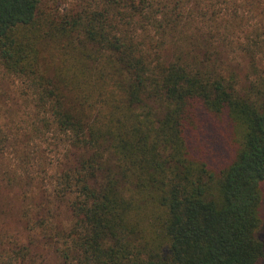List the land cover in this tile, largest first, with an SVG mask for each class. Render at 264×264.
<instances>
[{
	"label": "trees",
	"instance_id": "trees-1",
	"mask_svg": "<svg viewBox=\"0 0 264 264\" xmlns=\"http://www.w3.org/2000/svg\"><path fill=\"white\" fill-rule=\"evenodd\" d=\"M189 2L85 0L40 19L42 0H0V61L39 100L26 134L61 145L51 194L72 222L24 215L64 264H264V87L242 92L188 38L168 58L152 49L149 33L183 35L208 16ZM47 43L63 56L53 76ZM209 127L227 131L219 171ZM7 247L0 264H34L30 245Z\"/></svg>",
	"mask_w": 264,
	"mask_h": 264
},
{
	"label": "rangeland",
	"instance_id": "rangeland-1",
	"mask_svg": "<svg viewBox=\"0 0 264 264\" xmlns=\"http://www.w3.org/2000/svg\"><path fill=\"white\" fill-rule=\"evenodd\" d=\"M197 2L190 0V10L195 12L199 9V13L208 16L214 13V20L208 16L203 20L202 16L196 15L195 20L188 19L190 26L183 35L177 33L165 37L151 32L152 49L168 58L178 52L181 39L187 46L185 38H188L193 43L187 47L198 54L199 60H205L204 52L208 45V52L213 54L209 62L227 76H233L242 92L251 90L253 86L264 87V0L251 5L245 4L244 0H234V3L233 0ZM84 5L85 0H42L40 19H57L61 13H75ZM57 48L53 43L42 45L40 63L47 76H53L54 66L62 62V52ZM29 91L23 81L8 72L0 61V253L5 256L8 245H30L34 264H64L55 253L54 242L42 237V228L34 229L28 225L24 215L28 208L31 216L39 215L55 229H66L72 222L67 200L51 194L54 176L60 166V143L53 136L49 140L33 137L38 140L32 141V136L26 134L39 102ZM221 127L224 130V126ZM207 133L216 137L214 143H220L224 153L222 159H218L211 149L205 150L210 169L219 171L229 157V152L223 148L224 143L221 144L227 131L216 128L215 133L209 127ZM204 143H208L207 139ZM201 148L198 146L200 153ZM33 236L35 244H29Z\"/></svg>",
	"mask_w": 264,
	"mask_h": 264
}]
</instances>
